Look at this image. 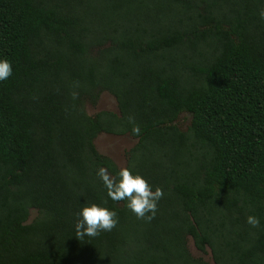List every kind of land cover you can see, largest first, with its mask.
Returning a JSON list of instances; mask_svg holds the SVG:
<instances>
[{
    "label": "trees",
    "instance_id": "16d2710c",
    "mask_svg": "<svg viewBox=\"0 0 264 264\" xmlns=\"http://www.w3.org/2000/svg\"><path fill=\"white\" fill-rule=\"evenodd\" d=\"M260 9L264 0H0V57L13 65L0 82V264H264ZM103 91L119 113L90 115L85 102ZM100 133L136 138L126 166L164 195L151 221L108 200L117 225L79 239L75 213L107 199L97 170L120 168L97 150Z\"/></svg>",
    "mask_w": 264,
    "mask_h": 264
},
{
    "label": "clouds",
    "instance_id": "9594fccd",
    "mask_svg": "<svg viewBox=\"0 0 264 264\" xmlns=\"http://www.w3.org/2000/svg\"><path fill=\"white\" fill-rule=\"evenodd\" d=\"M259 17L264 20V9H260ZM13 73V65L7 58L0 57V82L6 81ZM139 134L138 126L132 129ZM96 175L99 177L106 191V200L100 203H84L75 213V236L79 239L96 237L101 232L111 231L118 223V214L115 208L108 206V200L113 202L124 201L125 207L137 219L151 221L156 215L157 205L163 197V189L153 185L139 172L134 165L119 168L115 175H111L104 167H100ZM246 222L253 228L260 224L259 217L249 215Z\"/></svg>",
    "mask_w": 264,
    "mask_h": 264
},
{
    "label": "rangeland",
    "instance_id": "374dc122",
    "mask_svg": "<svg viewBox=\"0 0 264 264\" xmlns=\"http://www.w3.org/2000/svg\"><path fill=\"white\" fill-rule=\"evenodd\" d=\"M85 108L90 115H94L95 113L101 110H111L116 113H119V109L115 97L107 91L101 92L95 104L86 101ZM190 121H191V115L187 112H183L179 116L176 123L182 130H185L190 124ZM136 141H137L136 138L128 134L115 135L109 133H100L95 139V145L100 153L112 158L121 168L126 166L127 153L135 145ZM36 215H37V210L31 209L29 221H31ZM188 247L190 252L195 257L202 256L206 260L212 262V257L209 249L207 253H202L196 248L191 238H189Z\"/></svg>",
    "mask_w": 264,
    "mask_h": 264
}]
</instances>
